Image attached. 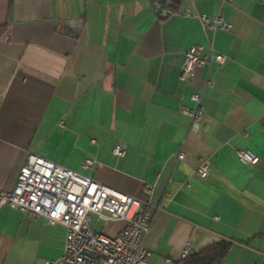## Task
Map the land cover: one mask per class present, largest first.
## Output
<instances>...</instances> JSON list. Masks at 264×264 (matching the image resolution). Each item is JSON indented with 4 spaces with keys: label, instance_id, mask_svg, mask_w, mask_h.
<instances>
[{
    "label": "crops",
    "instance_id": "crops-1",
    "mask_svg": "<svg viewBox=\"0 0 264 264\" xmlns=\"http://www.w3.org/2000/svg\"><path fill=\"white\" fill-rule=\"evenodd\" d=\"M157 1L0 0V190L14 189L31 153L156 205L143 241L150 264L219 243L230 245L219 264H264V1L172 0L178 14L165 18ZM185 10L232 25L209 35L225 62L187 81L185 54L209 49ZM194 93L199 130L180 114ZM238 150L259 162L242 165ZM64 240L60 225L0 210V264L56 260Z\"/></svg>",
    "mask_w": 264,
    "mask_h": 264
},
{
    "label": "built area",
    "instance_id": "built-area-1",
    "mask_svg": "<svg viewBox=\"0 0 264 264\" xmlns=\"http://www.w3.org/2000/svg\"><path fill=\"white\" fill-rule=\"evenodd\" d=\"M231 2L220 0L221 6ZM177 14L168 8L161 9V15L165 17ZM183 15L199 22L209 49V53L204 54L203 47L195 45L185 54L180 79L187 81L197 68L225 62L223 55L214 52L209 35L218 30L229 31L232 25L219 12L208 16L196 10H185ZM190 99L195 107L181 108L180 114L199 130L205 121L201 95L194 93ZM112 154L123 157L125 150L116 144ZM236 154L244 166L252 167L259 162V157L249 150H238ZM178 158L182 159L183 154H178ZM92 165L93 161L86 159L83 167L89 169ZM208 176L209 166L204 161L198 166L196 177L204 180ZM147 194H150L149 190ZM5 207L44 218L50 226L60 225L65 229L61 256L37 264H150L152 252L144 247L143 241L158 207L149 200L134 198L47 159L28 154L14 189L0 190V210ZM91 216L104 226L112 222L125 225L117 235L109 237L91 227ZM189 255V248H185L178 261ZM176 263L166 258L162 264Z\"/></svg>",
    "mask_w": 264,
    "mask_h": 264
},
{
    "label": "trees",
    "instance_id": "trees-1",
    "mask_svg": "<svg viewBox=\"0 0 264 264\" xmlns=\"http://www.w3.org/2000/svg\"><path fill=\"white\" fill-rule=\"evenodd\" d=\"M158 9L156 10L157 15L160 18H165L161 15V9L168 8L177 12L172 0H158ZM230 250V245L226 243H219L212 245L201 253L195 256H188L186 259L181 260L182 264H219V262L227 256Z\"/></svg>",
    "mask_w": 264,
    "mask_h": 264
},
{
    "label": "rangeland",
    "instance_id": "rangeland-1",
    "mask_svg": "<svg viewBox=\"0 0 264 264\" xmlns=\"http://www.w3.org/2000/svg\"><path fill=\"white\" fill-rule=\"evenodd\" d=\"M92 219H93L92 221H94V218H92ZM102 229H103L102 224L98 222V224H96V226H95V231L100 233L102 231Z\"/></svg>",
    "mask_w": 264,
    "mask_h": 264
}]
</instances>
